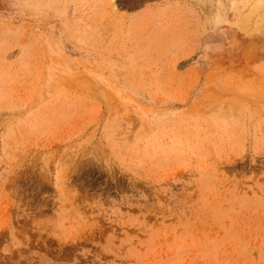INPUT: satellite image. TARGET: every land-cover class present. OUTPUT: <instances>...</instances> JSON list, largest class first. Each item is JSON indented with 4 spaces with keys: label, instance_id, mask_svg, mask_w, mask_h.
<instances>
[{
    "label": "rangeland",
    "instance_id": "1",
    "mask_svg": "<svg viewBox=\"0 0 264 264\" xmlns=\"http://www.w3.org/2000/svg\"><path fill=\"white\" fill-rule=\"evenodd\" d=\"M0 264H264V0H0Z\"/></svg>",
    "mask_w": 264,
    "mask_h": 264
},
{
    "label": "bare ground",
    "instance_id": "2",
    "mask_svg": "<svg viewBox=\"0 0 264 264\" xmlns=\"http://www.w3.org/2000/svg\"><path fill=\"white\" fill-rule=\"evenodd\" d=\"M231 2H233L234 0H230ZM235 9V8H234ZM224 12V11H223ZM250 13L247 14H237L236 17H234L233 23L237 26H240V23L244 22V20H246V18L249 17ZM259 28V27H257ZM261 28V27H260Z\"/></svg>",
    "mask_w": 264,
    "mask_h": 264
}]
</instances>
